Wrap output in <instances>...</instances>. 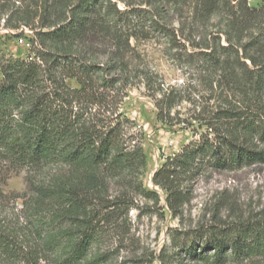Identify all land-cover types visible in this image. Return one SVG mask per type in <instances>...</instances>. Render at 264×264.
Here are the masks:
<instances>
[{
	"label": "trees",
	"instance_id": "16d2710c",
	"mask_svg": "<svg viewBox=\"0 0 264 264\" xmlns=\"http://www.w3.org/2000/svg\"><path fill=\"white\" fill-rule=\"evenodd\" d=\"M250 1H7L26 6L7 9L6 26L32 38L26 58L0 55V170L27 187L0 192V264H109L130 213L159 207L141 181L143 135L122 112L136 83L160 123L192 133L152 175L158 209L180 218L203 174L264 166V0ZM132 40L162 41L188 82L165 84ZM225 229L171 230L170 246L196 264L264 259V222Z\"/></svg>",
	"mask_w": 264,
	"mask_h": 264
},
{
	"label": "rangeland",
	"instance_id": "374dc122",
	"mask_svg": "<svg viewBox=\"0 0 264 264\" xmlns=\"http://www.w3.org/2000/svg\"><path fill=\"white\" fill-rule=\"evenodd\" d=\"M7 1L9 0H0V11L13 6L12 11L26 6L18 2L13 5ZM249 3L255 7L260 0ZM6 10L0 13V55L26 58L30 53L32 31L23 26L16 29L6 26L11 15V11ZM15 23L17 20L13 19L11 25ZM131 44L141 56L142 64L159 74L165 84L183 86L188 82L189 73H184L167 59L162 41L132 40ZM69 84L75 85L73 82ZM189 107L184 103L178 110L186 112ZM122 112L135 125L133 131H140L143 135L146 167L141 177L142 184L145 189L157 192L161 197L158 206H164V193L153 186L152 175L162 165L165 157L179 152L192 139V133L178 126L169 127L160 123L156 118L153 101L146 95L142 84L132 86L128 97L123 101ZM26 189L23 172L7 173L0 170V192L4 196H21ZM193 196L180 218H173L166 208H154L151 214L147 212L141 217L137 216L138 211H132L129 239L124 244L113 246L109 264H162L159 257L170 264H196L170 246L171 230H192L200 225H214L220 229L227 228L224 231L230 232L242 225L257 226L264 222V166L203 174L195 183ZM151 205L148 202V206ZM8 206L11 208L12 205ZM228 264H264V259L256 257Z\"/></svg>",
	"mask_w": 264,
	"mask_h": 264
}]
</instances>
